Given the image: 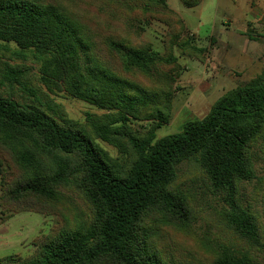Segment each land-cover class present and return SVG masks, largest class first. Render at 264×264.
<instances>
[{
	"label": "trees",
	"instance_id": "trees-1",
	"mask_svg": "<svg viewBox=\"0 0 264 264\" xmlns=\"http://www.w3.org/2000/svg\"><path fill=\"white\" fill-rule=\"evenodd\" d=\"M142 1L165 8V0ZM179 2L193 8L201 0ZM168 15L178 26L177 17ZM81 31L79 20L57 0H0V41L33 51L46 85L106 111L80 124L50 114L40 103L0 97V149L16 174L4 184V199L20 202L22 211L59 209L62 215V223L36 240L30 255L7 256L0 264H257L253 252L264 264V229L239 194L242 183L256 178L254 148L264 146V71L221 95L179 133L155 140L169 120L174 83L159 67L177 63L172 47L187 57L202 51L170 27L163 54L150 46L108 42L125 75L164 81L160 100V87L145 89L93 62L82 67L80 54L92 49L81 41ZM19 75L5 66L2 77L14 83ZM141 120L147 124L137 133L129 124ZM96 139L122 151V140L128 142L133 151L128 166L108 159ZM182 163L194 164L226 206L220 219L227 235L216 249L204 248L206 258L176 262L166 257L165 232L189 233L196 216L191 194L178 183ZM65 191L82 200L85 213L71 209Z\"/></svg>",
	"mask_w": 264,
	"mask_h": 264
},
{
	"label": "rangeland",
	"instance_id": "rangeland-1",
	"mask_svg": "<svg viewBox=\"0 0 264 264\" xmlns=\"http://www.w3.org/2000/svg\"><path fill=\"white\" fill-rule=\"evenodd\" d=\"M57 1L79 20L81 41L93 50V53L91 50L80 54L82 67H91L89 65L93 62L145 89L160 87L157 89L160 100H163L164 81L156 77L146 80L140 75H125L116 56L109 50L108 42L116 40L134 47L150 46L153 51L163 54L170 27V31L178 30L180 40L189 38L193 46L202 51H193L192 56L187 57L172 47L177 63L159 67L163 74L174 78V83L169 84V120L156 130L155 140L179 133L185 122L201 119L221 95L264 71V0H204L200 7L192 9L183 7L179 0H165L164 9L145 5L142 0ZM248 11L251 17L245 16ZM168 12L177 17L178 26L173 24L174 18ZM179 15L193 19L197 36L185 28ZM243 18H251L247 29L241 35L233 36V28L239 27L238 22ZM248 34L253 41L247 39ZM215 39L218 44H215ZM5 66L20 71L14 83L2 77ZM38 68L33 51H22L13 43L0 41V97H9L18 104L40 103L50 114L55 112L80 124H85L89 115L106 113L68 96L63 89L46 85ZM146 124L145 120H141L133 121L129 126L140 133L145 130ZM122 141L123 151L117 144L95 140L108 159L124 167L130 163L133 151L128 142ZM254 163L256 178L239 186L240 202L256 213L264 229V146L254 148ZM10 166V158L0 149V259L11 255H30L34 251V242L62 223L59 209L45 213L22 211L18 209L22 207L20 202H6L4 184L16 175ZM178 177L180 186L194 200L196 216L189 233L165 232L166 257L176 262L188 256L206 258L205 249H216L220 239L227 235L220 219V213L226 206L204 185L194 164L179 165ZM65 197L66 203L70 202L71 209L76 213L86 212L85 204L76 194L65 191ZM252 257L257 264L263 262L260 254L253 252Z\"/></svg>",
	"mask_w": 264,
	"mask_h": 264
},
{
	"label": "crops",
	"instance_id": "crops-1",
	"mask_svg": "<svg viewBox=\"0 0 264 264\" xmlns=\"http://www.w3.org/2000/svg\"><path fill=\"white\" fill-rule=\"evenodd\" d=\"M203 2H204V0H201V2L197 6H195V7H200ZM195 7H193V8H195ZM187 9H192V8H187ZM179 16L181 17V20L183 21V24H184L185 28H187V30H189L191 33H193V34L196 35V30H197L196 28H197V26H195L196 27L195 28L194 25L192 24V22H193L192 20L193 19L191 17H189V16H187L186 18L182 17L181 15H179ZM245 16L251 17V14L249 13V11L245 14ZM195 20L198 21V16H196V15H195ZM250 20H251V18L248 19V20L247 19H244V18L241 19V20H239V22H238L239 23V25H238L239 27L233 28L232 35L233 36H236V37H237L238 34L241 35V32H243L245 29H247V26L249 25L248 22ZM246 37H247V39L249 41H253V40H250L248 38V36H246ZM229 38H230V36H229ZM215 44H218L216 39H215ZM211 51L213 52L214 51V48Z\"/></svg>",
	"mask_w": 264,
	"mask_h": 264
}]
</instances>
